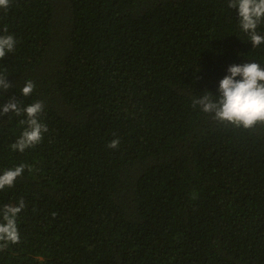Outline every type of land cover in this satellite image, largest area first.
Instances as JSON below:
<instances>
[{
    "label": "trees",
    "instance_id": "16d2710c",
    "mask_svg": "<svg viewBox=\"0 0 264 264\" xmlns=\"http://www.w3.org/2000/svg\"><path fill=\"white\" fill-rule=\"evenodd\" d=\"M228 3L0 9V35L6 25L16 40L0 59L12 85L0 107L43 102L48 128L21 153L11 145L25 114L0 116V174L26 165L0 190V210L25 203L19 243L0 249V264H264V122L244 129L192 106L219 95L229 66L264 67V44L253 47Z\"/></svg>",
    "mask_w": 264,
    "mask_h": 264
},
{
    "label": "clouds",
    "instance_id": "9594fccd",
    "mask_svg": "<svg viewBox=\"0 0 264 264\" xmlns=\"http://www.w3.org/2000/svg\"><path fill=\"white\" fill-rule=\"evenodd\" d=\"M9 5L10 0H0V9L7 10ZM228 7L238 9L239 27L249 35L253 47L264 44V35L256 31L258 26L264 23V0H229ZM2 31L5 34L0 35V59L4 58L6 53H12L16 44L14 36L7 34L6 25ZM227 72L228 75L219 82V95L209 92L194 99L192 106H199L203 113L210 114L219 123H229L244 129H251L258 122H264V67L252 62L231 65ZM10 87L12 85L6 80V76L0 75V92L3 93ZM34 89L35 84L28 80L22 87L21 94L28 97ZM43 108V102L40 101L22 108L14 97L0 107V116L10 112L18 116L23 113L26 116L20 121L21 124H26L25 129L11 145L13 151L23 153L42 141L44 133L48 131L47 126L39 121ZM107 146L111 149L118 148L119 139H113ZM25 168L26 165L20 164L0 174V190L14 186ZM24 207L25 203L21 199L15 206L4 205L0 210V249L7 247L9 243H19L20 234L16 218Z\"/></svg>",
    "mask_w": 264,
    "mask_h": 264
}]
</instances>
